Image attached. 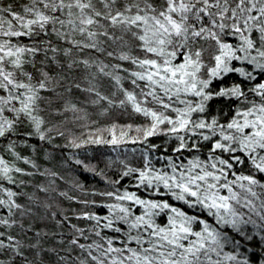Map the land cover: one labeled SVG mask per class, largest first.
Wrapping results in <instances>:
<instances>
[{
    "label": "snow or ice",
    "instance_id": "6c2138e0",
    "mask_svg": "<svg viewBox=\"0 0 264 264\" xmlns=\"http://www.w3.org/2000/svg\"><path fill=\"white\" fill-rule=\"evenodd\" d=\"M0 264H264V0H0Z\"/></svg>",
    "mask_w": 264,
    "mask_h": 264
},
{
    "label": "trees",
    "instance_id": "16d2710c",
    "mask_svg": "<svg viewBox=\"0 0 264 264\" xmlns=\"http://www.w3.org/2000/svg\"><path fill=\"white\" fill-rule=\"evenodd\" d=\"M120 122L123 124V123H127L130 121L126 117H124V118H121ZM104 123H106V121H101L100 124L95 125V127L102 126ZM136 123H140V120H137ZM73 131L78 136L81 135V133H84L85 135L87 134V129L85 128H74ZM32 143L36 144L37 141L34 140L32 141ZM55 143L62 146L66 143V140L58 138L55 141ZM139 147H140L139 145H131V144L122 146L121 151H123V148L129 149L128 156L130 157L129 159L130 166L138 167V166H141L143 163V161L140 159L139 151H137L134 155L131 152L132 148L139 149ZM74 152H78V158L84 159L86 161L91 160L92 163L100 162L101 166H103L107 162L109 157H111L112 159L116 158V154L112 152L111 149L108 148L107 146H104V147L88 146L80 150H73L70 148L61 147L60 149L56 150V152L54 153L55 158L51 160L46 159L45 154L41 153L39 157V162L42 164L43 167L52 168L56 171L61 172L62 174L66 176H69V177H72L73 175L78 176L81 182L87 184L89 187H95V188L102 189L104 187L103 182L99 181V178H92L90 174L85 173L82 168H80L78 172L76 173L72 172L71 169L77 168V166L74 165L73 161H71L68 158L72 156ZM24 154L25 155L32 154V150L30 146L26 150H24ZM169 154L171 153L169 152ZM153 163L155 164L156 167L162 168L165 161L153 160ZM109 171L112 174L113 178H115L116 170L109 169ZM85 177H87V179H85ZM134 183L135 181L132 180L131 178H126L125 180L122 181L123 187L128 188L130 191L135 190L133 188ZM62 188L66 189L68 188V185H62ZM70 194H72L71 191H70ZM64 207H65V210H70L71 208L76 207V205L70 204V202L65 201ZM100 211L103 212L105 210L102 209Z\"/></svg>",
    "mask_w": 264,
    "mask_h": 264
}]
</instances>
